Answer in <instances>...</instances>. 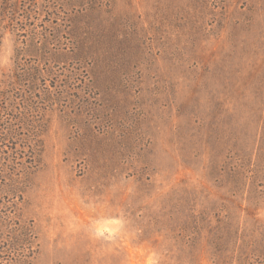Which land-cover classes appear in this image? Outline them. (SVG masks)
Returning <instances> with one entry per match:
<instances>
[{
	"label": "rangeland",
	"instance_id": "374dc122",
	"mask_svg": "<svg viewBox=\"0 0 264 264\" xmlns=\"http://www.w3.org/2000/svg\"><path fill=\"white\" fill-rule=\"evenodd\" d=\"M0 264H264V0H0Z\"/></svg>",
	"mask_w": 264,
	"mask_h": 264
}]
</instances>
